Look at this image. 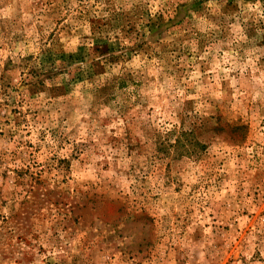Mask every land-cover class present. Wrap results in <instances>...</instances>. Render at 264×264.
<instances>
[{
	"label": "rangeland",
	"instance_id": "1",
	"mask_svg": "<svg viewBox=\"0 0 264 264\" xmlns=\"http://www.w3.org/2000/svg\"><path fill=\"white\" fill-rule=\"evenodd\" d=\"M264 0H0V264H264Z\"/></svg>",
	"mask_w": 264,
	"mask_h": 264
},
{
	"label": "trees",
	"instance_id": "2",
	"mask_svg": "<svg viewBox=\"0 0 264 264\" xmlns=\"http://www.w3.org/2000/svg\"><path fill=\"white\" fill-rule=\"evenodd\" d=\"M261 37H263V39H264V29H263V31L261 33Z\"/></svg>",
	"mask_w": 264,
	"mask_h": 264
}]
</instances>
